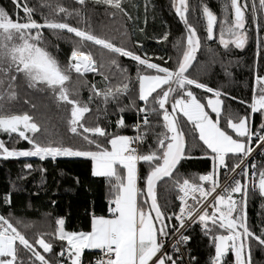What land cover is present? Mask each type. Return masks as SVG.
<instances>
[{"label":"snow or ice","instance_id":"obj_1","mask_svg":"<svg viewBox=\"0 0 264 264\" xmlns=\"http://www.w3.org/2000/svg\"><path fill=\"white\" fill-rule=\"evenodd\" d=\"M14 3L18 5V0ZM76 3L80 11L70 12L59 3H38L34 8L25 0L23 19L0 7V132L9 136L16 133L29 145L10 148L0 140V157L40 161L89 159L91 174L107 178L109 182L111 216H98L93 211L90 231H68L65 219L60 217L55 221L54 232H40L30 239L24 230L32 225L14 216L9 192L2 197L5 214H0V264H83L86 249L101 253L91 264H200L187 248L191 237L184 234L196 223L205 236L211 234L214 255L210 257V264H253V245L264 250V221L257 231L247 215L250 196L258 192L264 198V164L249 162L254 152L253 142L264 148V68L260 67L264 59V36L261 35L264 0H225L219 35L224 49L234 45L235 49L243 50L249 42V29L255 32V83L248 108L251 114H261L259 128H253L251 114L239 115L230 106L222 117L221 92L190 72L197 61L201 37L186 16L188 0H175L173 4L187 37L186 46L182 39L174 42L179 55L167 66L152 62L153 57L146 53L138 54L135 46L130 49L123 42L127 30L121 34L117 28L116 35H97L90 18L81 17V11L87 12L88 0H76ZM95 4L103 6L105 15L110 14L112 20L131 21L133 31L144 34L145 29L137 27L139 15L131 14L127 0H95ZM148 6L149 0H145V24ZM198 10L206 18V37L211 41L217 16L207 4L199 5ZM136 11L139 12V7ZM69 17L75 19V26L68 22ZM45 29L57 40L66 39L71 44L66 64H61L48 50L51 42L44 34ZM65 30L78 39L65 37ZM168 39L169 33L165 32L162 42ZM87 42L107 50L108 65L102 62V54L100 61L94 58ZM121 57L135 63L134 80L122 67ZM159 59L164 61V57ZM73 71L79 86L89 87L91 94L87 102L79 98V87L71 86ZM86 73L98 74L102 79L89 86L83 79ZM111 77L116 78L118 85L111 83ZM197 90L212 96L206 97L203 103L205 97L198 96ZM49 93L52 99L70 108L65 125L71 134L68 139L50 131L28 112L14 111L21 101L30 104L33 112L37 111L33 97ZM123 95L131 99L129 105L121 106ZM25 96L28 99H23ZM97 97L103 98L105 107H90ZM138 102H143L142 106ZM109 103L116 105L118 115L133 108L138 116L142 115V123L132 125L136 135L108 131L107 124L111 121L106 106ZM89 117L93 120L90 125ZM102 119L105 124L101 123ZM115 126L117 129L128 127L122 115ZM77 138L81 140L80 146L70 142ZM149 138L153 141L150 144ZM194 150H199L202 158L211 164L209 171L198 176V182L184 178L180 172L184 161L196 158ZM139 162L147 165L146 174L138 172ZM24 168L31 171L33 165L25 164ZM222 170L227 177L224 183L219 180ZM164 178H168L167 186L178 193V210L158 201L157 182ZM138 180L143 181V189L138 187ZM189 198L192 203L188 202ZM54 241L59 242L58 253Z\"/></svg>","mask_w":264,"mask_h":264},{"label":"trees","instance_id":"obj_2","mask_svg":"<svg viewBox=\"0 0 264 264\" xmlns=\"http://www.w3.org/2000/svg\"><path fill=\"white\" fill-rule=\"evenodd\" d=\"M174 2L175 0H149L148 28L143 38L145 40L144 45L142 40L137 39L140 37L133 31L131 21L112 20L110 14L105 15L103 6L95 4V0H88L87 12L81 11V17L87 16L90 18L95 33L100 36L116 35L115 29L117 28L121 29V34L127 30L128 35L123 42L130 49L135 46V50L141 55L145 54V50H147L148 53L154 54L152 62L167 66L173 63L179 55L173 47L174 42L182 39L183 44L186 46L187 37L184 26L176 15ZM224 2L225 0H188L189 12L187 18L189 23L197 29V35L201 37V48L198 50L197 61L194 62L190 72L193 76L198 77L201 82L221 92V98L223 99L222 117L226 115L229 106L233 112L239 115L251 114L248 105L252 102L255 83L253 72V64L256 59L255 32L251 28L249 29V42L245 49H235L234 45L224 49L219 43L218 36L220 34V23L224 20L222 12ZM24 3L25 0H18V7L14 0H0V7L6 9L14 17L18 16L23 19L22 5ZM27 3L29 7L34 8L38 3H59L70 12L80 11V6L76 3V0H27ZM202 4H207L217 16L214 38L211 41L207 40L206 37V18L198 10V6ZM44 14H47V10ZM37 19H39V16H37ZM229 20H231V12H229ZM68 22L75 26L74 18L69 17ZM165 32L169 33V39L167 42H162V36ZM44 34L51 45H55H50L48 50L57 57L61 64H66L67 58L71 54V44L66 39L57 40L56 36L47 29L44 30ZM261 35L264 36V32H261ZM64 36L78 39L74 37V34L66 33V30ZM87 48L93 52L94 58L98 61H100L102 54V62L108 65L110 56L107 50H102L100 46H93L91 42H87ZM159 56L164 57L167 64L160 60ZM169 57L173 59L169 60ZM208 61L210 65L205 67ZM120 63L122 67L127 69L128 76L134 80L136 76L135 63L124 57L120 58ZM260 67L264 68V59L260 61ZM106 74L110 73L106 72ZM76 75L73 71L71 86L79 87V98L87 102L91 94L89 87H80L75 79ZM83 79L88 81L90 86L91 83L99 82L102 78L98 74L86 73ZM111 83L118 85L115 77H111ZM197 93L198 96L203 95L205 97L202 102L206 101V97L212 96V94L203 93V90H197ZM23 99H28V97L25 96ZM33 100L37 103V111L33 112L30 104H24L22 101L15 105L14 111L17 114L28 112L50 131L59 132L65 139H68L71 134L67 132L65 125L66 117L70 116V108H66L63 102L52 99L50 93L33 97ZM241 101L244 103H241ZM130 103L129 96L123 95L121 106ZM138 104L142 106L143 102H138ZM96 105L105 107L102 97H97L90 107L95 108ZM106 107L110 111L108 119L111 121V124H107L108 131H115L121 135H131L134 132L132 125L141 117L137 115L135 108L125 110L118 115V109L114 103H109ZM121 115L128 127L117 129L115 121ZM88 123L89 125L93 123L91 117H89ZM101 123L105 124L106 122L102 119ZM251 124L253 128H259L261 124L260 113L251 114ZM0 140H4L6 146L10 148L13 146L18 149L29 147L27 142L20 140L16 133L9 136L7 133L0 132ZM70 142L76 146L81 145L79 138ZM152 142L151 138L147 141L149 144ZM107 146L110 148V145ZM194 156L196 158L184 161L183 167L180 169L183 177L189 178L191 181H197L200 174H204L211 168L210 161L202 158L199 150H194ZM29 163L33 165L31 171L24 168V165ZM41 169L46 171H41ZM91 169L92 162L86 158H58L55 161L51 159L40 161L38 158L5 160L0 157V214H5L2 197L10 192L14 216L18 219L22 218L32 225L31 228L24 230L30 239L40 232H54L56 228L55 221L60 217L65 219V228L68 231H90L93 211L96 215H105L109 207V200L112 199L107 178L93 176ZM147 170V165L140 162L139 173L146 174ZM167 184L168 178L159 183L156 189L157 198L161 203V193H163L164 199L168 203L171 202L170 207L174 209L177 206V192L174 188L168 187ZM140 188H144L142 180H140ZM247 215L249 223L259 231V225L261 221H264V198L258 192L250 196L248 200ZM191 239L193 253L200 264H209L210 257L214 255L211 234L205 236L201 228H196L191 231ZM54 246L55 252L58 253L60 250L59 242L54 241ZM84 255L85 260L87 252ZM228 259H232L231 253ZM252 261L253 264H264V250L253 245Z\"/></svg>","mask_w":264,"mask_h":264},{"label":"built area","instance_id":"obj_3","mask_svg":"<svg viewBox=\"0 0 264 264\" xmlns=\"http://www.w3.org/2000/svg\"><path fill=\"white\" fill-rule=\"evenodd\" d=\"M140 116L141 117L139 119H137V121L134 124H136L138 122L139 123H142L143 117H142V115H140ZM136 133H137V130L134 128V132L131 135H129V136H134V135H136ZM252 147L254 148V152L251 155V157H249V162L250 163H256V164H264V155H262V153H264V148L259 147L256 142H253ZM226 179H227V177H226L225 173L222 170V173L219 176V180H220L221 183H224ZM192 182H198V180L197 181H192ZM177 195H178V193H177ZM177 195H176V203H177V206H176V208H174L172 210H178L179 201L177 199ZM197 197H198V194H197ZM188 202L189 203H192L193 201L191 200V198H189V201ZM106 216L108 218H110V216H111V213L108 212V209L106 211ZM196 228H201V226L199 225V223H196V224L192 225L184 234L185 235H189L191 237V231L193 229H196ZM191 240L188 242L187 248L188 249H191L192 255L195 256L194 253H193L192 247H191ZM171 242H172V238L170 237L169 240H168V243L171 244ZM181 250L182 251L185 250L184 246H181ZM100 255H101V253L99 252V250H89L88 249L87 250V255H86L85 260L83 261V264H91V262L97 256H100ZM209 264H210V260H209Z\"/></svg>","mask_w":264,"mask_h":264},{"label":"rangeland","instance_id":"obj_4","mask_svg":"<svg viewBox=\"0 0 264 264\" xmlns=\"http://www.w3.org/2000/svg\"><path fill=\"white\" fill-rule=\"evenodd\" d=\"M127 2L129 3V7L132 8V15L135 16V15H139L140 17V23L137 25V27H142L145 29L144 31V34H140L138 32H135L140 38H137L138 40H142V44L145 42V40H143L144 36L146 35V30L148 28V23L145 24V13H144V3H145V0H127ZM139 7V12L137 13L136 11V8ZM147 14H148V10H147ZM146 20H147V17H146ZM220 34H218L219 36ZM225 38L228 39V35L225 34ZM144 45V44H143ZM145 53L150 56V57H153L154 54H151V53H148L147 50H145ZM161 57V56H159ZM206 65H210L209 64V61L205 64V67ZM208 69V68H206ZM212 98H215V97H212ZM220 99L223 101V99L220 97ZM206 102V101H205ZM222 111H223V104H222ZM213 115H215L214 113H212ZM211 115V114H210ZM215 117V116H214ZM160 197V196H159ZM238 198V197H237ZM161 203L164 204V203H168L165 199H164V195L163 193H161V199H160ZM171 204V202L169 203V205ZM66 243V242H65Z\"/></svg>","mask_w":264,"mask_h":264},{"label":"crops","instance_id":"obj_5","mask_svg":"<svg viewBox=\"0 0 264 264\" xmlns=\"http://www.w3.org/2000/svg\"><path fill=\"white\" fill-rule=\"evenodd\" d=\"M203 103H206V102H203ZM209 112H210V114L212 115V117H213V119H215V115H213L212 113H211V111L209 110ZM223 112V111H222ZM221 112V113H222ZM127 136H129V135H127ZM139 164H140V162L138 163V165H137V167H138V172H139ZM137 184H138V187H140V180H138V182H137ZM139 199V198H138ZM114 206V205H113ZM109 208V207H108ZM99 216V215H98ZM103 216H105L106 218H108L107 216H106V213H105V215H103ZM87 250L88 249H86L85 251H84V253H83V261H84V254H85V252H87Z\"/></svg>","mask_w":264,"mask_h":264},{"label":"water","instance_id":"obj_6","mask_svg":"<svg viewBox=\"0 0 264 264\" xmlns=\"http://www.w3.org/2000/svg\"><path fill=\"white\" fill-rule=\"evenodd\" d=\"M186 16H187V13H186ZM178 18H179V17H178ZM179 20H180V19H179ZM180 21H181V20H180ZM181 23H182V25H183V22H182V21H181ZM183 26H184V25H183ZM215 27H216V26H215ZM184 29H185V28H184ZM214 29H215V28H214ZM185 32H186V36H187V31H186V29H185ZM197 54H198V52H197ZM194 62H195V61H194ZM193 64H194V63H193ZM164 179H166V178H164ZM164 179H163V180H164ZM163 180L158 181V182H157V186H158L159 183L162 182Z\"/></svg>","mask_w":264,"mask_h":264}]
</instances>
